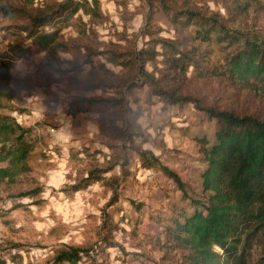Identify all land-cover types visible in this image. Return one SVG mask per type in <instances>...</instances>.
I'll return each instance as SVG.
<instances>
[{
    "label": "rangeland",
    "instance_id": "374dc122",
    "mask_svg": "<svg viewBox=\"0 0 264 264\" xmlns=\"http://www.w3.org/2000/svg\"><path fill=\"white\" fill-rule=\"evenodd\" d=\"M98 1L100 16L79 11L60 29L59 39L66 48L59 51L56 70L19 31L23 21L0 14V52L14 42L29 45L31 51L13 60L15 96L0 111L30 129L27 140L32 145L30 171L15 184L0 181V264H52L56 251L66 246L86 248L79 264H185L188 251L177 244L173 231L175 220L182 219L180 211L190 215L194 208L158 168L143 167L131 147L152 151L179 175L191 199L205 203L209 192L202 188L201 174L206 165L196 137L204 134L212 140L215 120L192 102L166 103L150 86L136 82L142 83V78L129 58L144 49L153 58L138 63L161 82L170 79L166 74L170 51L156 39L181 40L185 49L199 53L198 64L187 69L186 77L180 75L176 87L182 93L199 98L205 106L264 118V91L241 87L228 76L234 46L214 39L192 40L198 25L172 23L157 0ZM46 2L34 0L32 7ZM168 2L173 9L191 7L229 16L225 0ZM149 21L151 34L145 30ZM229 24L264 38V0ZM86 58L92 63H85ZM81 97L115 100L68 113L69 103ZM110 164L112 170L103 176L115 178V197L101 181L75 192L69 188L89 169ZM4 165L0 161V167ZM35 187L41 192L21 195ZM251 259L252 264H264V238L253 243Z\"/></svg>",
    "mask_w": 264,
    "mask_h": 264
},
{
    "label": "trees",
    "instance_id": "16d2710c",
    "mask_svg": "<svg viewBox=\"0 0 264 264\" xmlns=\"http://www.w3.org/2000/svg\"><path fill=\"white\" fill-rule=\"evenodd\" d=\"M21 1L22 6L3 1L0 14L23 21L18 27L19 31L24 33L31 45L45 53L46 64L55 70L60 65L59 51L66 48V44L59 39L60 29L69 25L70 19L79 11L90 17L100 16L98 0H46L45 5L35 8L32 7L34 0ZM225 1L229 2L224 8L229 16H234L232 20L219 12L208 15L191 7L173 9L168 0H157V5L169 15L174 24L198 25L191 35L192 40L199 39L201 42L214 39L219 44L234 46L226 66L229 78L241 87L264 91V38L252 36L229 24L260 0ZM152 28L149 21L146 33L151 34ZM81 32L85 33L84 27ZM155 42L170 51L171 55L166 57L169 63L166 74L170 79L161 82L138 63L143 58H153L149 55L151 51L144 49L131 54L129 58L136 74L142 78V83L139 80L136 82L150 86L166 103L178 105L192 102L210 120H215L212 140L204 134L196 137L198 151L206 165L201 174V183L202 188L209 192L207 202L191 199L179 175L163 165L152 151L136 146L131 148L137 153L143 167L158 168L177 185L182 196L194 208L190 215L180 211L182 219L175 220L173 231L177 244L188 251L185 264H252L253 243L264 238V118L254 114H240L231 108L205 106L199 98L182 93L176 87L182 78L180 75L186 77L187 69L198 64L199 53L195 48L185 49L186 45L181 40L161 37ZM30 52L29 45L19 42L9 44L0 52V110L9 106L15 96L16 90L11 82L13 60L27 56ZM108 61L120 64L115 57H108ZM85 63H92V59L86 58ZM114 100L77 98L69 103L67 112L75 115L89 110V106L97 105L100 101L113 104ZM29 131L12 115L0 111V161H5V165L0 167V181L15 184L23 174L30 171L28 158L32 145L27 140ZM128 138L132 140V134ZM112 168V164L103 168L93 167L69 188L75 192L101 181L112 189L115 197V178L105 179L103 176ZM39 192L41 187H35L23 191L21 195L33 197ZM113 197L109 202L114 201ZM83 253H88L86 248L66 246L56 251L52 264H79Z\"/></svg>",
    "mask_w": 264,
    "mask_h": 264
}]
</instances>
